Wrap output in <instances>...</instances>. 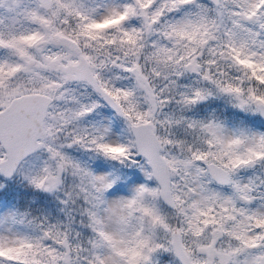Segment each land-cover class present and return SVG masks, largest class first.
<instances>
[{"label": "snow or ice", "instance_id": "1", "mask_svg": "<svg viewBox=\"0 0 264 264\" xmlns=\"http://www.w3.org/2000/svg\"><path fill=\"white\" fill-rule=\"evenodd\" d=\"M0 264H264V0H0Z\"/></svg>", "mask_w": 264, "mask_h": 264}]
</instances>
